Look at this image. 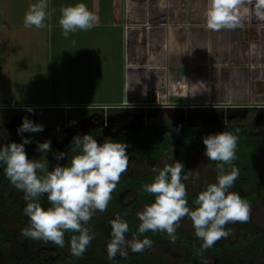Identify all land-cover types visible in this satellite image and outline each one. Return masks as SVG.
Segmentation results:
<instances>
[{"label": "crops", "instance_id": "crops-1", "mask_svg": "<svg viewBox=\"0 0 264 264\" xmlns=\"http://www.w3.org/2000/svg\"><path fill=\"white\" fill-rule=\"evenodd\" d=\"M33 2L0 0V108H264L256 0H241L240 24L218 31L205 25L208 0H83L97 20L68 36L61 8L77 0H48L43 26L26 27Z\"/></svg>", "mask_w": 264, "mask_h": 264}, {"label": "clouds", "instance_id": "clouds-1", "mask_svg": "<svg viewBox=\"0 0 264 264\" xmlns=\"http://www.w3.org/2000/svg\"><path fill=\"white\" fill-rule=\"evenodd\" d=\"M240 3L241 0H208L204 12L206 27L213 31L236 28L241 22L237 11ZM47 7L48 0H35L31 3L24 14V25L43 26L49 14ZM255 10L258 16H264V0H256ZM96 20V13L83 0H77L61 8L59 24L62 34L68 36L78 29L92 28ZM173 31L169 29V34ZM24 108L27 112L34 111L30 105ZM43 128L42 122H34L25 115L17 133L38 132ZM238 132L239 129L235 132L220 130L203 136L204 154L209 160L218 162V174L214 182L207 183L196 194L194 207L188 203V193L183 182L188 179V175L185 173L182 176L184 165L181 161L165 162L163 167H153V179L142 187L145 192L154 194V200L137 213L138 227L130 239L125 235L130 231L125 219L117 214L109 221L111 239L106 245L107 259L113 260L117 253L125 256L129 249L140 252L151 247L152 239L147 235L142 238L139 235L149 230L166 233L174 242L177 239L176 229L184 217L191 220L202 249L210 248L221 237L229 235L231 229H226V224L247 221L249 202L240 193L230 190L239 175V169L233 163L237 158ZM30 142V137L22 136L19 142L0 143V164L3 165L4 174L16 188L24 192L26 203L23 212L28 223L21 228V233L63 247L65 231H71L74 234L69 239L70 253L79 257L93 239L87 222L97 210L106 209L112 190L121 174L127 170L128 144L111 138L98 142L90 132L77 134L70 142L73 153L70 161L56 163L49 168L48 160L27 156L25 144ZM50 147V139L37 142V151L41 153H47ZM54 155L60 160L68 156V152L60 150L54 152ZM225 164L231 167L226 170ZM44 194L49 202L47 207L39 199Z\"/></svg>", "mask_w": 264, "mask_h": 264}, {"label": "trees", "instance_id": "trees-1", "mask_svg": "<svg viewBox=\"0 0 264 264\" xmlns=\"http://www.w3.org/2000/svg\"><path fill=\"white\" fill-rule=\"evenodd\" d=\"M4 109H18V108H4ZM98 108H91V110ZM9 110V111H10ZM90 110V109H87ZM239 129L237 142V158L233 162L239 169V175L231 186L230 190H234L246 199L251 206L255 201L264 200V168L258 163V159H264V124L244 125V124H230L224 123L217 126H212L209 133L220 130H228L235 132ZM167 125L165 123H157L148 127V132L132 136L129 140H121L128 144V153H132L141 160L150 162H159L165 159L170 154V148H173V157L183 163L182 175L188 168V163L194 162L196 154L204 145L203 136L207 135L205 130L200 126L193 124H186L182 129L172 128L171 133H167ZM7 134V133H6ZM166 137H159V135ZM22 136L31 138V142L25 144L27 156L29 155V145L36 141L37 132H23L18 134L14 131L11 135H6L3 143L10 141H21ZM177 139V142L175 139ZM126 150V151H127ZM46 159L45 154L37 155L34 159ZM50 161H48L49 165ZM217 161L210 162L213 169L218 172L216 168ZM264 163V161H263ZM0 173V189L4 190V197H0V211L5 209V205L9 204L10 213H14L22 220L24 226L28 223V218L23 212L25 206L24 192L16 188L4 174L3 165ZM53 163H50L51 168ZM159 168V165L155 166ZM231 165L225 164V169H229ZM39 172V170H38ZM116 184V189L120 190L125 187H131L135 190L136 199L130 208L123 212L121 218L125 219L129 225L130 231L126 233V238L130 239L132 232H135L138 227V222L134 214L135 206L140 203H151L154 200V194L145 192L142 185L151 182L155 173L152 169H136L132 173H122ZM189 185L191 182H187ZM194 183V182H193ZM209 182H200L193 189L186 187L188 193V203L190 207H194V197L204 188ZM20 192L19 193H17ZM1 195V194H0ZM2 198V199H1ZM5 198H11L10 201ZM43 206L47 202V197L43 195L39 198ZM12 200V201H11ZM5 201V205H4ZM264 202V201H263ZM4 205V206H3ZM112 212L103 210L102 220L96 226L93 233V239L85 252L79 256L74 257L70 253L69 239L72 234L71 231H65V244L60 247L51 241L42 239H32L24 236L21 233V228L17 230L18 239H11L15 234L9 231L7 225L0 223V264H207L206 260L209 258H223L226 263L223 264H264V229L251 225L249 222H235V225H229L233 231H238L236 239L231 242L214 243L210 248L202 249L201 243L183 235V221L187 218H181L180 225L176 229L177 239L171 241L166 233L152 232L139 234L142 236H149L153 244L164 245L171 250L175 247L179 248V252L174 253L172 258H148V256L140 252H128L127 255L121 256L117 253L113 260L107 259V243L111 239L109 218ZM114 219V217H112ZM226 238V236L224 237ZM11 239V241H10ZM25 240L24 243L19 241ZM45 245H54L56 254L54 257L44 259L41 255L46 254L49 249ZM38 251V252H37Z\"/></svg>", "mask_w": 264, "mask_h": 264}, {"label": "rangeland", "instance_id": "rangeland-1", "mask_svg": "<svg viewBox=\"0 0 264 264\" xmlns=\"http://www.w3.org/2000/svg\"><path fill=\"white\" fill-rule=\"evenodd\" d=\"M256 110H245L242 108H236V107H217L214 114H211V112H208L207 114H192L185 112H180L179 110L174 111H166L163 112L164 115H158L160 113V110L153 108L149 109V115H151V119L148 120L147 117V111L144 112H135L137 115H134L132 112L123 113L122 111L115 112V115H112L116 118V121L120 123H128L131 122V119L134 117H138L137 124L140 127H145L147 124L150 123H165L167 125V133L172 132V128L181 129L180 127L183 124H193L198 125L204 128L206 134H209L210 129L212 128V125L214 126L221 125L224 123H230V124H248V125H254V124H264V108L258 109L254 107ZM53 111L52 114H47L46 110L43 112L41 109H37V115L40 116V121L44 125H48L52 122V126H57L59 124H71V123H80L83 120H87L92 118L93 114H90L91 112H87L84 110V108H71L68 110H51ZM101 114H105L101 112ZM27 115V111L25 109H14L13 111H6V109L0 108V134L1 136L4 134L3 129H7L9 125H20L22 122V117ZM50 115L53 119H49ZM109 115V119L111 117ZM113 117V118H114ZM156 117V118H155ZM31 118V117H30ZM16 119V121H15ZM52 120V121H51ZM49 126V125H48ZM165 138V135H159V137ZM177 142V139L174 138ZM173 148H175V145L170 148V154L165 159L159 161V162H150L146 160L137 159V162L134 164L135 166H138L142 169H152L153 167L159 165V167H163L164 163H174L175 159L173 157ZM205 146L201 148V150L196 154V158L194 162L188 163V168L184 170V172L187 173L188 179L184 180L186 187L190 190L195 188L197 184L200 182H214L216 179V176L218 172L213 169L210 165L211 160H209L205 154H204ZM264 159L259 158L258 163L262 165L264 168ZM134 166V167H135ZM131 166L128 165V168ZM183 176V175H182ZM187 182H191L189 185ZM194 182V183H193ZM234 191V190H231ZM132 198L131 193H126L123 195L122 200L127 202ZM264 201V200H263ZM262 199H259L255 201L249 209V219L247 222H249L251 225H255L257 227H261L264 229V202ZM146 204L142 203L136 210V214L143 210L144 206ZM22 220L18 218L16 214H12L9 212V214H5L0 212V223L2 225H7L9 227V231L14 234L24 226V224L21 223ZM229 225H235L234 223H229ZM183 235L188 237V240H196L199 243L201 241L196 238L194 234V229L192 227L191 220L187 217L183 221ZM226 229H231L230 233L226 238L221 237L219 240H217L215 243H222L227 242H233L236 239V236L238 235V231H233L232 227H228V224L225 225ZM18 235L15 234L11 239H18ZM10 239V241H11ZM21 240V239H20ZM20 243H24L25 240L19 241ZM104 243H108L107 241H104ZM179 248L175 247L174 249H167L164 245H158V244H152L151 247H146L143 250V253H145L148 258H172L174 257L175 252H179ZM128 252H133L130 249ZM207 264H223L226 263V260L223 258H209L206 260Z\"/></svg>", "mask_w": 264, "mask_h": 264}, {"label": "flooded vegetation", "instance_id": "flooded-vegetation-1", "mask_svg": "<svg viewBox=\"0 0 264 264\" xmlns=\"http://www.w3.org/2000/svg\"><path fill=\"white\" fill-rule=\"evenodd\" d=\"M4 108H9V107H2ZM18 109H23V108H18ZM10 110V109H9ZM8 109H6V111H9ZM14 109H11L10 111H13ZM87 112H91L90 114L92 115L91 120L87 119V120H83L80 123H71V124H59L57 126H52V122L48 125H44V128L42 131H38L37 132V139L36 141L32 142L29 145V150H28V157L29 158H34L35 156H39L41 154H45L46 158L48 161H50V163H53V165H55L56 163H67L70 161L71 156H72V151H71V140L73 138L74 135H83L86 132H90L93 136L96 137L98 142H103L104 139L106 138H111V139H119L118 137H121V140H129L132 136L134 135H138L139 133L143 134L148 132V127L154 125V123H148L147 126L145 127H139L137 124V118L138 117H134L131 119H136V120H131V122H126V123H120L118 121H116V118L112 115H115V112L117 111H122L123 113H134V115H137L135 112H144L147 111V117L148 120L151 119V115H149V109H143V108H131V109H112V108H98V109H94V110H87L84 109ZM101 112L105 113V114H101ZM112 114V115H111ZM109 115H111L110 119H109ZM27 116L31 117V119L34 122H39L40 121V116L37 115V110H34L33 112H27ZM114 117V118H113ZM49 119H53L52 117H50ZM16 121V119H15ZM52 121V120H51ZM188 124V123H186ZM186 124H183L180 128L182 129ZM19 125H9V127L7 129H3V135L1 136L0 134V143H3V140L5 139L6 135H11L13 134L14 131H17ZM1 133V132H0ZM7 133V134H6ZM50 139L51 141V147L50 150L47 153H41L40 151H37V142L38 141H43L44 139ZM6 143V142H5ZM63 150L66 153L68 152V156H65L63 159L57 160L54 152ZM127 150V149H126ZM128 152V150H127ZM128 165L131 166L129 169L127 166V170L124 173H132L134 170L136 169H140L138 166H135L134 164L137 162V158L135 155H133L132 153H128ZM49 163V165H50ZM52 165V166H53ZM135 166V167H134ZM2 171V167L0 165V173ZM123 174H121L120 177H122ZM17 193L20 194V192L17 191ZM126 193H131L132 194V198L125 202L122 200V197L124 194ZM0 197H4V190L0 189ZM44 197H47L46 194L43 195ZM2 199V198H1ZM11 199V198H10ZM9 198H5V200L10 201ZM136 199V194H135V190H133L131 187H125L123 189L117 190L116 188H114L112 190L111 193V199L108 202V205L105 209V211L107 212H112L111 216L109 218V221L112 219V217H116L117 214H119L120 216L123 215V212L126 211L128 208H130V206L133 205L134 201ZM12 201V200H11ZM45 207L49 206V202L45 201ZM142 204V203H140ZM137 205L134 208V214L136 217L137 222L139 223V219L137 217L136 214V210L137 208L140 206ZM148 204V203H145ZM1 205V203H0ZM4 205H5V201H4ZM3 205V206H4ZM5 214H9L10 212V207L9 204L5 205V209L2 210ZM1 212V211H0ZM102 215H103V211H99L97 210L93 216L91 217V219L87 222V225L90 227V229L93 231V233L95 232L94 229L97 227H99V223L102 220ZM124 216V215H123ZM47 247L48 252L46 254L41 255L44 259H48L51 257H54L56 254V251H54V249L56 248L54 245H45ZM38 252V251H37Z\"/></svg>", "mask_w": 264, "mask_h": 264}]
</instances>
